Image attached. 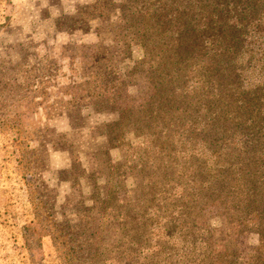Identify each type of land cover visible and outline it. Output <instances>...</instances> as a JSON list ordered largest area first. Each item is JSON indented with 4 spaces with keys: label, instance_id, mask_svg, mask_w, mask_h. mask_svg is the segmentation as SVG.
<instances>
[{
    "label": "rangeland",
    "instance_id": "obj_1",
    "mask_svg": "<svg viewBox=\"0 0 264 264\" xmlns=\"http://www.w3.org/2000/svg\"><path fill=\"white\" fill-rule=\"evenodd\" d=\"M169 2L0 0V264H264L224 161L259 140L165 63Z\"/></svg>",
    "mask_w": 264,
    "mask_h": 264
},
{
    "label": "trees",
    "instance_id": "obj_2",
    "mask_svg": "<svg viewBox=\"0 0 264 264\" xmlns=\"http://www.w3.org/2000/svg\"><path fill=\"white\" fill-rule=\"evenodd\" d=\"M169 1L164 9L165 63L187 65L197 61L205 69V81L209 78L215 83L218 97L229 92L224 97L228 99L230 124L240 130L237 120L246 117L247 124L253 127L248 133L256 134L259 140L253 143L251 139L236 140L231 136L228 142L234 151L222 159L233 169L229 180L248 185L249 192L237 190L236 194V207L240 214L245 212L240 220L256 226L258 219H264V0H179L177 4L183 8H179V18L172 8L177 0ZM215 139L226 141V137ZM249 163L256 164L250 176L249 167L245 174L241 165ZM230 197L216 195L219 203L227 207L235 206ZM259 231L258 249L264 246V231ZM216 263L228 264L219 260Z\"/></svg>",
    "mask_w": 264,
    "mask_h": 264
}]
</instances>
